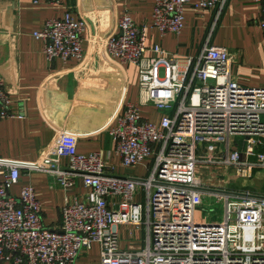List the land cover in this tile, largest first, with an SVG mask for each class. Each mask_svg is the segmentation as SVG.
<instances>
[{"label":"built area","instance_id":"2783aa9c","mask_svg":"<svg viewBox=\"0 0 264 264\" xmlns=\"http://www.w3.org/2000/svg\"><path fill=\"white\" fill-rule=\"evenodd\" d=\"M254 1L262 4L264 31V0ZM225 2L155 0L151 27L179 33L186 5L207 10ZM146 29L124 10L106 45L111 58L138 72V100L123 104L109 130L115 153L125 168L149 162L148 175L114 173L99 151L80 153L69 132H60L35 162L0 157V264H74L94 243L101 247V264H264V194L230 190L197 174L203 165L250 179L264 169V86L241 84L228 49L208 43L181 68L159 44L147 48ZM85 30L84 20L66 12L33 36L49 61L82 60ZM10 102L0 77V121L22 116L9 109ZM147 104L163 113L159 122L141 115ZM21 168L52 173L64 189L80 179L88 192L83 200H66L60 226L48 228L34 188L11 191ZM213 202L222 204V213ZM124 225L131 235L145 231L141 249L121 250Z\"/></svg>","mask_w":264,"mask_h":264},{"label":"crops","instance_id":"0c3cea01","mask_svg":"<svg viewBox=\"0 0 264 264\" xmlns=\"http://www.w3.org/2000/svg\"><path fill=\"white\" fill-rule=\"evenodd\" d=\"M154 3L155 0H63L53 5L48 0H0V77L11 99L9 109L14 113L22 111L20 117L0 121L1 158L35 162L48 154L60 132H69L76 135L80 153L99 151L114 173L148 175L147 161L131 168L122 165L109 133L123 104L137 102L139 94L136 66L120 63L107 51V38L116 31L117 17L124 10L130 12L137 25L147 26V48L159 44L176 55L181 68L208 43L228 49L231 72L241 84L264 86L262 4L226 0L222 8L207 10L188 4L183 10L181 31L161 34L151 27ZM66 12L86 23L83 58L49 61L43 42L33 34L42 30L47 20L61 18ZM140 112L153 122H159L163 115L151 104L142 105ZM198 168V177L207 179ZM23 186L34 188L48 228L60 226L66 200H83L88 192L80 179L72 188L64 189L54 174L26 168H21L12 193L19 194ZM136 200L143 198L137 196ZM130 229L125 225L119 229L121 250H139L145 245V231L134 230L131 235ZM74 264H101L100 245L92 244Z\"/></svg>","mask_w":264,"mask_h":264},{"label":"rangeland","instance_id":"374dc122","mask_svg":"<svg viewBox=\"0 0 264 264\" xmlns=\"http://www.w3.org/2000/svg\"><path fill=\"white\" fill-rule=\"evenodd\" d=\"M198 169H200L199 172L202 176L213 179L217 183V186H219L220 183H224L227 185L228 189L230 190L231 189H239L246 191L249 190V191H257L261 194H264V169L255 171L254 175L250 179L238 178L234 175L233 172H228L227 174L216 173L214 172L213 168L209 166L201 165L199 166ZM259 182L260 184L258 185ZM254 183L255 186L253 185ZM213 209L222 213L223 206L222 204L213 202ZM197 218L201 219L200 212L197 213Z\"/></svg>","mask_w":264,"mask_h":264}]
</instances>
